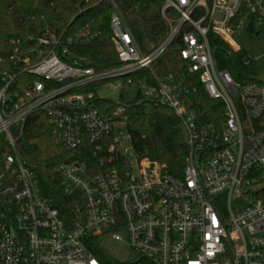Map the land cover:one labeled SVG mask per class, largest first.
<instances>
[{"label":"built area","instance_id":"2783aa9c","mask_svg":"<svg viewBox=\"0 0 264 264\" xmlns=\"http://www.w3.org/2000/svg\"><path fill=\"white\" fill-rule=\"evenodd\" d=\"M109 1L114 67L96 69L71 53L100 35L90 22L66 34L44 21L37 37L10 41L9 65L0 69V264H106L100 249L114 264H264V81L259 74L235 80L219 66L211 37L229 53L246 51V66L260 62L237 36L264 33V0H163L168 33L147 50ZM175 44L188 72L223 106L221 121L203 123L172 75L155 73ZM144 70L154 72V83L132 78ZM20 74L37 78L22 89ZM105 87L121 90L119 99L98 97ZM142 103L166 106L179 119L187 147L181 175L152 160L133 137L131 109ZM36 111L47 115L56 144L88 145L94 155L56 165L64 193L76 199L77 217L69 222L42 194L18 148ZM107 239L134 257L112 258Z\"/></svg>","mask_w":264,"mask_h":264},{"label":"trees","instance_id":"16d2710c","mask_svg":"<svg viewBox=\"0 0 264 264\" xmlns=\"http://www.w3.org/2000/svg\"><path fill=\"white\" fill-rule=\"evenodd\" d=\"M129 30L139 47L151 49L159 44L168 33V26L161 15L163 0H115ZM113 5L109 0H0V69L9 65L12 51L10 41L20 38L28 42L43 31L45 21L56 32L71 34L84 23H92L100 35L91 42H82L70 47L72 54L84 57L96 69H108L119 64L111 40L110 16ZM215 57L219 66L227 69L235 80L255 81L260 73V62L252 60L245 65L246 51L229 53L219 38L211 35ZM35 40V39H34ZM31 40L32 45L35 44ZM155 73L161 77L171 74L175 83L188 95L189 106L199 114L203 123L223 119V106L208 97L197 74L187 70V63L180 55V46L175 44L159 59ZM252 75V76H251ZM145 77L154 83V72L144 70L132 75L134 80ZM37 77L20 74L17 83L26 88ZM101 84L90 86L97 89ZM123 95V94H122ZM130 130L139 148L152 159L166 165L170 173L181 175L185 166L187 147L180 132L179 119L174 112L162 105L149 106L146 103L134 105L131 109ZM52 125L41 111L32 113L18 141V148L27 166L33 167L42 194L59 210L66 221L77 217L75 198L64 193L62 176L56 165L62 161L83 158L93 160L88 145L79 149H67L51 138ZM4 145L2 151L6 150ZM99 255L106 264H114L100 249Z\"/></svg>","mask_w":264,"mask_h":264},{"label":"rangeland","instance_id":"374dc122","mask_svg":"<svg viewBox=\"0 0 264 264\" xmlns=\"http://www.w3.org/2000/svg\"><path fill=\"white\" fill-rule=\"evenodd\" d=\"M237 40L244 48L251 49L253 54L259 58L261 64L259 79L264 81V33L256 35L253 39H248L245 35L237 36ZM123 89L131 93L133 86L126 85L123 86ZM120 92L121 90L117 88L105 87L97 90V96L106 98L112 102L119 99ZM103 247L112 258L119 261L130 260L134 257L133 252L128 246L114 240H104Z\"/></svg>","mask_w":264,"mask_h":264}]
</instances>
